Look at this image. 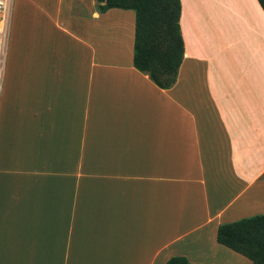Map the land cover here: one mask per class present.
<instances>
[{"label": "crops", "instance_id": "0c3cea01", "mask_svg": "<svg viewBox=\"0 0 264 264\" xmlns=\"http://www.w3.org/2000/svg\"><path fill=\"white\" fill-rule=\"evenodd\" d=\"M180 4L169 89L133 66L132 10L12 6L0 264H251L216 233L264 214V12L257 0Z\"/></svg>", "mask_w": 264, "mask_h": 264}, {"label": "trees", "instance_id": "16d2710c", "mask_svg": "<svg viewBox=\"0 0 264 264\" xmlns=\"http://www.w3.org/2000/svg\"><path fill=\"white\" fill-rule=\"evenodd\" d=\"M257 2L264 12V0ZM95 4L99 13L113 8L134 12V68L159 88L172 87L184 58L180 0H95ZM216 241L248 258L251 264H264V214L219 225ZM165 264L193 263L175 256Z\"/></svg>", "mask_w": 264, "mask_h": 264}, {"label": "built area", "instance_id": "2783aa9c", "mask_svg": "<svg viewBox=\"0 0 264 264\" xmlns=\"http://www.w3.org/2000/svg\"><path fill=\"white\" fill-rule=\"evenodd\" d=\"M13 0H0V94L6 67V54Z\"/></svg>", "mask_w": 264, "mask_h": 264}, {"label": "rangeland", "instance_id": "374dc122", "mask_svg": "<svg viewBox=\"0 0 264 264\" xmlns=\"http://www.w3.org/2000/svg\"><path fill=\"white\" fill-rule=\"evenodd\" d=\"M19 3V11H25V0H14L13 5H17ZM8 47H7V61H6V70L5 73L9 72L8 75H13V35L8 39ZM7 75V76H8Z\"/></svg>", "mask_w": 264, "mask_h": 264}]
</instances>
